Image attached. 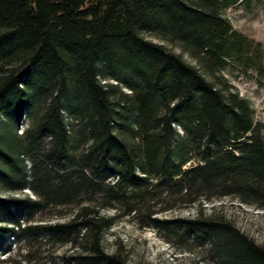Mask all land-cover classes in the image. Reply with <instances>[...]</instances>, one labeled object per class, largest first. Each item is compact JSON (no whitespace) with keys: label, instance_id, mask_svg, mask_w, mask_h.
Wrapping results in <instances>:
<instances>
[{"label":"trees","instance_id":"16d2710c","mask_svg":"<svg viewBox=\"0 0 264 264\" xmlns=\"http://www.w3.org/2000/svg\"><path fill=\"white\" fill-rule=\"evenodd\" d=\"M242 2L0 0V185L36 196L0 197V251L11 234L68 245L64 264H129L103 235L133 214L216 264H264L222 215L153 211L224 196L264 208V127L221 74L245 39L222 11ZM262 58L257 43L249 59ZM58 205L73 208L34 221Z\"/></svg>","mask_w":264,"mask_h":264},{"label":"rangeland","instance_id":"374dc122","mask_svg":"<svg viewBox=\"0 0 264 264\" xmlns=\"http://www.w3.org/2000/svg\"><path fill=\"white\" fill-rule=\"evenodd\" d=\"M222 15L230 20L233 29L245 36V39L239 45L237 54L231 53L228 56L227 65L221 70V74L240 95L249 100L255 120L264 127V0H248L246 3L226 7ZM147 37L160 42V39L152 34H147ZM233 39L234 37H231L229 41ZM257 43L260 53H263L259 64L249 59L253 56ZM164 45L174 53L181 54L190 64L197 66L177 44L164 42ZM258 65L261 68H258ZM22 119L18 133L26 127L25 116ZM6 196L36 198L27 186L21 191H12L0 185V197ZM167 203L171 201L163 199V202L154 206V215L164 219L191 217L195 216L200 208L205 215H222L248 237L264 245V208L240 202L233 196L202 200L190 208L161 209ZM71 208L73 206L59 205L44 208L34 214V221L52 222L60 217V213L68 212ZM105 213L111 215L112 211ZM103 240L107 250H120L124 253L129 264H216L211 259L208 245L195 244L193 241L178 242L177 237L169 236L163 230L149 225L142 226L133 214H121L117 217L104 233ZM6 245L7 247L0 251V264H64L61 257L70 252V247L64 243H50L45 238H38L29 244L11 234ZM7 259H12L13 262H4Z\"/></svg>","mask_w":264,"mask_h":264}]
</instances>
